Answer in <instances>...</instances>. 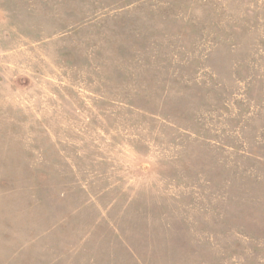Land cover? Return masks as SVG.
<instances>
[{
  "label": "rangeland",
  "instance_id": "rangeland-1",
  "mask_svg": "<svg viewBox=\"0 0 264 264\" xmlns=\"http://www.w3.org/2000/svg\"><path fill=\"white\" fill-rule=\"evenodd\" d=\"M0 264H264V0H0Z\"/></svg>",
  "mask_w": 264,
  "mask_h": 264
}]
</instances>
